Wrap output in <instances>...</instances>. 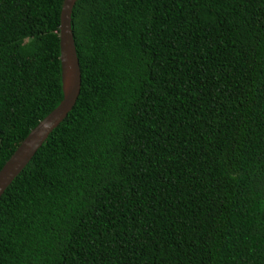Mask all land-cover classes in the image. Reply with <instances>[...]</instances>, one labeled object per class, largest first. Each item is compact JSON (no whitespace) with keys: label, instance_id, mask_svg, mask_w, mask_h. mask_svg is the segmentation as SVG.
Wrapping results in <instances>:
<instances>
[{"label":"trees","instance_id":"16d2710c","mask_svg":"<svg viewBox=\"0 0 264 264\" xmlns=\"http://www.w3.org/2000/svg\"><path fill=\"white\" fill-rule=\"evenodd\" d=\"M62 0H0V169L61 101ZM79 92L0 195V264H264V0H77Z\"/></svg>","mask_w":264,"mask_h":264},{"label":"water","instance_id":"95a60500","mask_svg":"<svg viewBox=\"0 0 264 264\" xmlns=\"http://www.w3.org/2000/svg\"><path fill=\"white\" fill-rule=\"evenodd\" d=\"M77 0H62L59 13L58 48L62 98L20 142L0 169V195L20 173L48 134L65 118L79 92L80 74L70 29V12Z\"/></svg>","mask_w":264,"mask_h":264}]
</instances>
